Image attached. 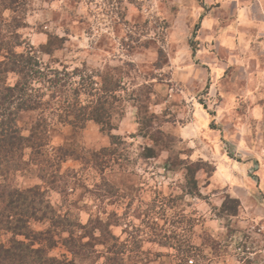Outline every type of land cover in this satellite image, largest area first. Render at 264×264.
<instances>
[{"label":"rangeland","instance_id":"obj_1","mask_svg":"<svg viewBox=\"0 0 264 264\" xmlns=\"http://www.w3.org/2000/svg\"><path fill=\"white\" fill-rule=\"evenodd\" d=\"M12 15L0 5L4 33ZM20 15L16 51L119 89L113 129L61 116L79 76L44 89L50 154L8 183L42 185L71 224L104 221L83 246L64 232L51 253L62 264H264V0H28ZM40 113L20 115L25 135ZM60 146L75 152L58 171Z\"/></svg>","mask_w":264,"mask_h":264},{"label":"trees","instance_id":"obj_2","mask_svg":"<svg viewBox=\"0 0 264 264\" xmlns=\"http://www.w3.org/2000/svg\"><path fill=\"white\" fill-rule=\"evenodd\" d=\"M27 4L28 0H0V5L13 13L8 22V33H4L0 24V235L11 234L6 241L0 238V264H62L63 261L51 251L62 239L65 240L62 238L64 232L69 233L68 239L75 245L78 242L83 246L84 239L88 235L92 237L97 228L103 232L104 221L97 218L84 225L81 222L71 224L67 215L57 213L42 185L20 189L8 181L14 173L23 172L32 164L43 162L44 157L50 154L47 151V118L44 116V106L42 107L46 95L44 89L59 84L64 86L63 82L68 84L72 76H79L80 87H75L70 94L74 95L73 100L66 98V106H59L61 116L64 120L73 119L81 125L94 120L109 129L115 127L111 108L119 89L118 85L111 87L107 83L97 87L96 75L80 68L68 71L69 79L65 80L60 76L64 70L43 66L34 47L16 51L15 47L23 44L18 30L25 26V18L20 13L23 14L27 9ZM10 73L16 75L14 84L8 82ZM83 94L88 99L83 100ZM36 109L41 110V115L30 134L25 135L18 123L19 117L25 111ZM27 149L31 150V160L25 158ZM74 152L61 146L55 150L56 165H60L58 171L61 164ZM39 176L45 179L44 175ZM193 181L196 184L195 176ZM56 186L53 187L56 190L61 188L60 185ZM67 186L68 184L60 192L64 193ZM229 201L238 202L237 210L239 199L230 198ZM32 221L49 223L46 227L35 228ZM68 225L72 228L64 229ZM75 226L85 230L84 235H76L78 229ZM70 251L76 254V251Z\"/></svg>","mask_w":264,"mask_h":264},{"label":"built area","instance_id":"obj_3","mask_svg":"<svg viewBox=\"0 0 264 264\" xmlns=\"http://www.w3.org/2000/svg\"><path fill=\"white\" fill-rule=\"evenodd\" d=\"M193 260H190V262H192Z\"/></svg>","mask_w":264,"mask_h":264},{"label":"crops","instance_id":"obj_4","mask_svg":"<svg viewBox=\"0 0 264 264\" xmlns=\"http://www.w3.org/2000/svg\"><path fill=\"white\" fill-rule=\"evenodd\" d=\"M233 1H237V0H233Z\"/></svg>","mask_w":264,"mask_h":264}]
</instances>
